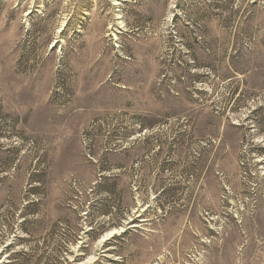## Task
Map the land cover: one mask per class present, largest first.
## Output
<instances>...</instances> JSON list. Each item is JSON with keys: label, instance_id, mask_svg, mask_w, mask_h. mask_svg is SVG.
<instances>
[{"label": "rangeland", "instance_id": "rangeland-1", "mask_svg": "<svg viewBox=\"0 0 264 264\" xmlns=\"http://www.w3.org/2000/svg\"><path fill=\"white\" fill-rule=\"evenodd\" d=\"M0 264H264V0H0Z\"/></svg>", "mask_w": 264, "mask_h": 264}]
</instances>
